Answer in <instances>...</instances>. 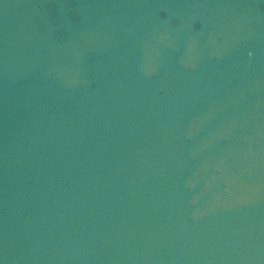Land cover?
<instances>
[{"label": "water", "instance_id": "1", "mask_svg": "<svg viewBox=\"0 0 264 264\" xmlns=\"http://www.w3.org/2000/svg\"><path fill=\"white\" fill-rule=\"evenodd\" d=\"M0 264H264V0H0Z\"/></svg>", "mask_w": 264, "mask_h": 264}]
</instances>
